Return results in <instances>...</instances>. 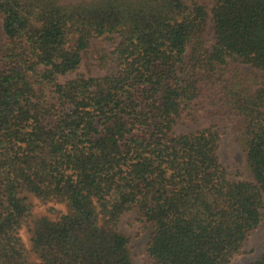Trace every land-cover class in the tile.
Masks as SVG:
<instances>
[{"label": "trees", "instance_id": "obj_1", "mask_svg": "<svg viewBox=\"0 0 264 264\" xmlns=\"http://www.w3.org/2000/svg\"><path fill=\"white\" fill-rule=\"evenodd\" d=\"M213 1L209 15L187 0H0V264H31L28 196L67 207L34 222L37 264H133L119 230L132 211L150 264L241 254L264 208V84L231 63L264 73V0ZM101 38L117 41L113 71L60 83ZM203 104L240 122L251 180L228 179L212 129L176 133Z\"/></svg>", "mask_w": 264, "mask_h": 264}, {"label": "rangeland", "instance_id": "obj_2", "mask_svg": "<svg viewBox=\"0 0 264 264\" xmlns=\"http://www.w3.org/2000/svg\"><path fill=\"white\" fill-rule=\"evenodd\" d=\"M198 2L210 11L214 6L213 0H187L190 4ZM211 18V17H210ZM212 21H209L208 35L206 37L207 47L214 42L212 33ZM5 37L0 18V62L4 59ZM117 44L116 39L101 38L92 41L89 49L82 55V63L79 70L66 77L59 78L60 83H65L77 76L87 78H102L111 73L114 68V57L112 52ZM231 66L240 75L249 80L264 84V73L254 71L250 66L233 62ZM254 79V80H253ZM212 129L219 136L217 157L220 164L226 170L228 179L233 182L249 181L251 174L248 170L246 159V147L240 130V122L228 118L224 111L208 104L195 105L187 109L178 125L177 134H190ZM28 203L32 207L29 223L19 231V237L25 249L29 253V262L37 264V259L31 253L32 228L36 220L47 218L51 221L58 220L61 215L66 214L67 207L63 203L50 202L42 204L32 196H28ZM120 232L130 240V253L133 264H150L145 247L150 240L152 229L146 226L137 211L124 215L119 224ZM264 251V208L262 210V221L257 230L252 232L243 245L242 252L236 256L230 264H251L256 261Z\"/></svg>", "mask_w": 264, "mask_h": 264}]
</instances>
